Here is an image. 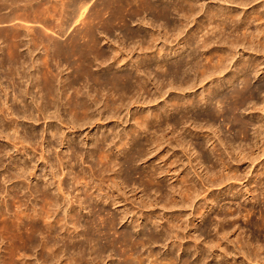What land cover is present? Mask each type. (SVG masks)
Instances as JSON below:
<instances>
[{
  "label": "bare ground",
  "instance_id": "1",
  "mask_svg": "<svg viewBox=\"0 0 264 264\" xmlns=\"http://www.w3.org/2000/svg\"><path fill=\"white\" fill-rule=\"evenodd\" d=\"M37 1L38 4L41 5V3L46 0H0L1 21H7L11 24L15 22L13 23L15 25L11 26L9 29V31H12L14 34V38H23L24 35L25 37L30 35V31L27 30L25 32L22 29L24 26H20V28L17 25L18 23L16 24V21L21 16L20 12L26 14L25 16L27 17L29 16L28 19L34 17L36 13V11L35 13L33 11L36 6L34 3ZM47 1L48 3H53L52 0ZM61 1H58V4H62L64 10V14L60 11L62 12L61 14H63L62 17L59 16L60 12H57V8L60 5L57 6L56 2L55 4L53 3L57 7L55 13H59L58 16L61 17L60 20L62 23H59V19L55 17L57 15L53 16L58 19V22H55L57 23L55 25L57 28L55 29L56 31L51 29L55 31L53 32L54 38L51 37L50 47L48 46L50 50L47 49V51H49V54L51 51L53 52L51 56L54 61L59 59L62 63L65 62L71 65L74 71L67 80H65L63 84L60 83L61 86H59L57 82L59 83L60 81L62 71H58L60 70L58 66H56L57 68H51V66L53 67L51 64L52 58L49 59L50 62L45 60V58L42 62V69H40L42 70L40 71L42 72V76H37L35 82L31 83L33 89H31V87H26V89L23 90L19 89V94L15 96L14 101L19 100L21 104H23V106L21 105L22 108H16L13 104L10 105L6 102L7 100L1 101L0 98V113L3 116V120L6 121L8 126L13 130V133L7 134L8 136L6 138L9 140L12 147L17 149V152L20 153H25L29 149L33 152L35 151V147H31L28 141L30 137L27 133L30 131L24 133V135L20 134V117L32 120L35 118V115H37L34 114L36 111L39 113L40 117L43 116V118L46 119L47 113L53 109L54 111L52 114L62 124H65V121L68 120L67 125L70 128L78 129L91 120L93 112L96 110L94 109L95 106L97 108L102 102L104 105L103 112H108L110 118H112L120 113L123 108L127 107L129 102L147 93L149 82L153 79L151 78L153 69L161 73V76L158 74L154 76L156 87L159 88V85L162 86L163 83H165L167 87H177L178 89H187L194 86L193 80H195L198 75L207 78L215 73L223 72L226 69L225 64L230 54L222 48H220V50H211V45L216 42V39L221 43L224 42L228 44L229 49L248 44L250 47H260L264 52V2L259 5L260 7L258 6L257 9L255 8L253 13L248 14L249 17L245 18V20L239 18V15L231 10L225 12L222 8H209L205 14L206 23L201 24V26L199 25L198 28L193 31L194 35L202 33L201 36L199 35V38L196 36V38H198L196 42L197 46L193 47L192 52L188 53L182 61L176 62L174 67H172L173 69H171L167 67L170 53L163 47H159L160 45H158V42L163 38L167 39V37L172 36L178 38L182 35L183 27L186 25L185 22L187 23L188 20L196 17L197 11L194 0H171L172 2L166 3H163L162 0ZM222 1V3H235L244 7L252 4V2L256 0ZM46 2L44 3L46 4ZM85 5L91 12L93 11V14L97 13L95 16L92 15V19L94 16V19H91L93 22H91L90 19V22L87 21L88 25L84 27L86 31L79 29L77 26L80 24L77 25L74 22V19L79 17V15L76 17L78 11H80V9L82 11L85 10L82 9ZM262 7L263 10L260 11L259 8ZM48 9L52 11L50 10V6ZM89 9L87 11H89ZM43 10L41 12H43ZM105 11H109V15L106 17L103 15L102 17L101 14ZM53 12L51 13L53 14ZM49 13H46V17ZM88 13L89 12H86L85 14ZM89 14L90 16H88L91 18V13ZM145 15H151V22L146 19L147 22L145 20L140 22L151 25V29L146 32H144V30L129 32L127 29L128 22L133 21L135 18L137 20L144 19ZM173 15H177L179 19L177 21L173 19L174 21H172L171 18ZM86 17L85 19L83 18L84 22L89 18ZM21 18L25 17L21 16ZM80 18L82 19V16H80L79 19ZM96 18L101 22H98ZM50 19L47 21L50 22ZM75 20L77 21V19ZM18 21L20 22V20ZM52 22L54 23V20ZM52 22L49 24H52ZM99 24L100 27H98ZM115 25H118L121 29H125L124 33H122L124 34V40L116 42L118 45L113 47L114 49L111 50L113 52L102 51V49H100L101 41L99 35H101V33H104V35L111 34ZM251 25L255 26V28L252 29ZM52 26L51 28H53ZM101 27L103 31H100ZM227 29H232V32L228 33ZM234 33L236 34L235 36H233ZM169 34L170 36H168ZM13 36H10V38H13ZM8 37L9 36H7V38ZM48 37L46 39H48ZM31 38L33 39V37ZM32 39L30 40L32 41ZM8 40L11 41V43L9 42L10 44L7 45L9 48V50L7 48L9 68H11V71H17L18 67L15 68V65H20V67L24 68L22 64L25 62L26 58H24L25 55L20 52V47L23 45L24 40L21 38H19V40ZM130 40L137 41H132L134 45L130 46L131 43L128 45ZM35 42L33 43L34 48L36 47ZM26 43L24 44L26 45ZM136 44L138 46H136ZM47 45L49 44H46V46ZM191 46L189 39L185 40L183 47H180L175 52L173 58L182 57ZM29 47L31 46L29 45ZM33 47H31V50ZM154 47H156V50L149 53L148 51ZM11 49L14 52L10 51ZM135 49H139L140 52H144V54L138 55L136 59L129 58V55ZM197 52H199V55H197ZM215 53L218 55H215ZM49 57L50 56H48V58ZM158 58L162 59L159 60ZM24 64H26V62ZM104 64H107L105 73L102 72V69H94V66ZM262 64L263 63L257 59L246 61L242 64V68L239 72L235 71V73L227 79V84L230 87H233L235 82L239 80H241L243 84L242 89L234 88L229 92V95L225 96V98L229 100L232 113L239 110L241 111L245 105L252 103L253 107L251 111L255 109L256 111L260 110L264 112V105L262 108L256 109L258 105V103L255 102L257 94L255 93L256 91H254L255 88L253 90L249 88L251 73H254L255 76L258 75L263 70L261 68ZM114 65H119L120 67L129 65L135 68V71L114 70L116 69L113 68ZM18 72H20V69H18ZM10 75L13 76L11 72ZM20 75V78H27L28 81L31 79V76H28L26 71L24 74ZM162 76L165 79H161ZM11 78L13 79V77ZM31 80L34 79L32 78ZM165 80H168V82H164ZM221 86L219 85V87ZM34 88H36L37 91H34ZM213 95L214 91L211 90L209 95L201 98L199 102L208 104L209 101L216 98L213 97ZM195 101L197 100L190 99L187 102L176 100L172 103V111L180 112V108L182 107L189 109L194 106ZM62 109L69 114L70 119L63 118ZM164 115L169 116L167 113L164 114V110L163 112L158 111L153 115L147 113L138 114L134 118L135 126H133L129 132H126L124 136L119 132H112L113 136L111 135V137H109V134L104 133L94 140L91 145L92 153L97 155L104 166L102 168V174H108L107 176H105L106 174L104 175L105 178L108 177L106 181L108 184V186L106 185L107 188L111 189L112 186L128 187L130 183L127 179L134 174L139 175V179L142 183L141 185H145L146 188L149 184L157 186L155 194L157 195L160 193L161 196H155L156 198L154 201L150 200L149 202L147 198L140 196V200L146 208H149V206L151 208L155 205H161L162 208H170L175 204H179V202H181L179 201L180 198L193 202L195 199L196 187L191 184L187 175L177 177L179 182L177 181L175 185L171 184L170 187L167 185L168 188L164 186V182L160 179V176H170L172 180L178 171L174 168L176 161L166 160V154L159 155V157L157 156L158 160L164 162L167 166L166 171L163 169L158 172V170H156L157 167L155 168V166L151 165L146 171L134 172L131 164L137 160H146V157L149 158V156H147V151H143L142 149V143L138 142V139L141 138L142 135L146 136L144 142L147 143L148 147L150 146V155H153V153L155 154L162 148L164 140L177 142L182 147L189 149L193 155H196L195 161L197 165L203 169V172L209 178H214L216 174H218L216 173L218 170H216L217 167L230 170L232 166H229L231 160L225 161L222 155H219L216 157L217 165H214L212 169L204 167L205 165L201 160L200 154L198 153L197 155V149L195 150L191 141L186 138H188V136H206L208 140H211L209 135H206L205 132L203 134L202 132L195 134L192 130H189L188 136L186 137H181L182 134L175 136L176 133L179 132H177L176 125L189 123L188 115H183L178 122L174 121L171 123L165 120V127L160 123ZM251 119L247 120V122L237 119V133L242 139L239 143L236 141L225 142V140L222 139V144L229 147L231 151H238L240 155L246 154L252 148L258 151L264 147V120H262L263 122L261 124L256 125L255 121ZM155 123H158V127L152 132L153 136L149 137L148 132H150V128L153 124L155 126ZM192 125H194L195 129L200 128L201 131H209L214 128L212 124L207 123L202 124L193 122ZM50 129L52 139L49 141V145H52L51 142L53 139H58L60 141L59 144L64 145V140L67 139H60L64 132L62 131L60 123L59 125H52ZM250 130H252V134H250ZM187 131L188 129H186V132ZM2 133L1 131L0 136H2ZM70 141L68 140L67 143H70ZM144 145L146 144L144 143ZM214 146L213 149H215V151L219 150L216 148V145ZM2 151L3 150L0 149V155ZM41 151V159L43 161L47 160L48 154L47 151L43 149V143ZM118 155H123L121 160L118 158ZM59 161L60 167L64 170L65 157H60ZM121 166H126L128 171L125 177L120 174ZM1 173L4 178H0V195L1 192L7 188V190L5 189L7 194L0 205L1 264H109L107 262L108 258L112 259L111 264H194L190 261L189 257L179 261V257L174 255V249H183V252L186 251L185 255L189 254L187 250L193 251V255H196V261L200 264H205L209 258L218 260L220 264H232L225 257L226 250L228 249L227 242L239 244L243 249L246 247L248 248L252 244H255L254 247L257 251L263 248L259 238L251 237L247 242H244L243 237L245 232L242 230L241 226L235 221L231 222L227 220V217L220 218L218 222L210 224V227L213 228L215 233V238L208 241H201L200 235H197V230H195L193 234L189 233L190 241L188 244H183L182 242V240L185 239L182 232L186 230L187 225L180 216L166 218V216L153 212L152 214L143 216V221L140 222V219L138 217L135 218V215L132 218V227L139 235L135 237V231H123L119 233L117 231V225L125 221L131 214V211L128 208H123L121 214L109 211L108 208L111 205H119L122 203L119 198L120 196L116 195L115 192H111L109 189V191H104L105 188H103L100 182L94 184L96 183V178L103 176L100 174L99 177H96L95 172H92V175H88V173L83 171L73 172L72 180L76 185L75 188L78 194H75V196L71 198V193L65 191L61 178L57 186L58 189L55 190V192H51L46 184L40 185L39 181L36 184L29 183L25 186V182L22 183L23 180H21V182L13 183L10 187H6L7 182H13L16 178V174L12 171L10 165ZM31 175L33 177L36 176L35 173H31ZM258 177V180L255 179L256 181H254L253 186L240 195L239 199H242L243 202L256 204L262 195L264 197V170L259 172ZM105 178H103L102 181H104ZM223 178L224 177H222V179ZM132 184H134V191L136 192L139 186H137V182H133ZM162 195L164 197L163 199ZM30 196L34 197L31 198ZM67 200H69L70 206L68 205V210L65 209V214H61L64 205L68 203H66ZM163 200L164 203L162 204ZM213 202L214 203L211 204L214 207L217 203L216 199H214ZM207 210H212V207L206 205L195 209V219L193 222L195 223L203 219ZM251 213V209H246L244 212L241 210L238 211V214L246 218L249 223H252L259 230L264 231V214L261 215L260 221L255 222L250 220ZM232 214L234 213L232 212ZM148 222L153 223L154 226H150L151 228L149 227L148 229H142L143 226L148 225ZM194 223L193 225H195ZM112 231L114 234L111 233ZM116 234L118 235L116 236ZM168 241H170L169 246L172 244L173 248L164 256L153 248L155 246L154 244H165L166 242V245H168ZM114 255H118L120 258L117 262L113 260ZM33 256H37V261L33 260ZM39 261L40 263H38Z\"/></svg>",
  "mask_w": 264,
  "mask_h": 264
},
{
  "label": "rangeland",
  "instance_id": "2",
  "mask_svg": "<svg viewBox=\"0 0 264 264\" xmlns=\"http://www.w3.org/2000/svg\"><path fill=\"white\" fill-rule=\"evenodd\" d=\"M58 1H61V0H58ZM58 1L52 0L54 4L56 2L57 6L60 5L58 8L53 3L52 4L50 2L48 3V1L46 2V4H49V5H46L44 2H42L41 5L38 4V1L35 2L34 4L36 6L34 7V10H33L34 13L36 11V13L34 14L35 19L34 17H30L31 19H28L29 16L27 17L25 16L26 14H24L23 12H20L21 16H24L27 20L25 18H21L20 16V18L18 17L19 19H17V21L20 20V22L16 21V24L18 23L17 25L19 27L24 26L22 27V29L25 32L27 30L30 31V35L28 32L29 36L25 37L24 35L23 38L19 37L24 40L23 45L20 47L21 49L20 48L19 49H20L21 54L25 55L23 56L24 58H26L25 59L26 64H24L25 62L22 64V66L24 65V68L20 67V65L18 66L15 65V68L18 67L17 71L12 70L13 71L12 72L11 68H9L10 67V65L8 64L9 55L7 53L9 50L7 45L11 43V41L8 39L19 40V38H14L13 36L14 34L12 33V31H9L10 27L15 25L13 24L15 22H13L12 24L10 22H7V21L5 22L3 20L2 22L0 18V98H1V101L7 100L6 102H8L10 105L13 104L16 108H22L21 105L23 106V104H21L19 100H18L19 102L14 101L15 96L19 94V91L21 89L22 90L26 89V87H29V88L31 87V89H33L31 83L35 82V79L37 76L38 77L42 76L41 74L42 72H40L42 70L40 69H42V64H43L42 62L45 58H46L45 60L49 62H50L49 59L52 58L51 64L53 65V67L51 66V68H55L56 66H58L59 67L58 69H60L58 71H62V74L60 75V81L59 83L57 82L59 86H61V84H63L65 80H67V78L74 71L71 65L66 64L65 62L62 63V61H60L59 59L54 61L53 57L51 56L53 52L51 51L49 54V51H47V49L50 50L49 49L50 43H51L50 40L54 38L53 32H55L56 31L55 29L57 28L55 27V25L57 24L55 22L56 21L58 22V19H59L60 21L59 23H62L60 19L62 15L64 14L62 4H58ZM172 1L162 0L163 3L172 2ZM194 2L196 5V11H197L196 17L194 19L188 20L187 23L185 22L186 25L183 27L182 35H180L178 38H175L173 36L167 37L168 40L163 38L158 42V45H160L159 47H163L167 52L170 53V55L168 56L169 60L167 61V67L171 69H173L172 67H174L176 62L182 61L183 58H185V56L188 53L192 52V48L197 46L196 42L198 41L199 35L201 36L202 33L194 35L193 31L196 30L199 25L201 26V24L206 23L207 20L205 19V14H206V11L209 10V8L210 9L211 8H222L225 12H228L229 10H231L232 12L237 13L239 15V18L245 20V18L249 17L248 14L253 13V11H255L254 10L255 8L257 9V7L260 4H263L264 0H256L252 2V4L248 6H244V7L239 6L235 3L234 4L233 3H222L223 2L222 0H194ZM49 6H50V10L52 11H49L48 9ZM56 8L59 10V11L57 10V12L62 11L63 14H61L62 12H60V15L59 13L56 14L55 13ZM87 8L88 7H86L85 5V7L82 8L85 10L82 11L80 9L81 12L78 11V14L76 15V17H78V15L79 17L82 16V19L80 18L81 20L79 19V17L75 18L77 19V21L74 19V22L77 25L80 24L76 26L79 29H83L85 31H86V28L84 29V27H86L85 25H88L87 21L90 22V20L92 19V15L94 16L97 15V13L93 14L92 13L93 11L91 12L89 8H88L89 11H87L88 10ZM259 9L260 11H262L263 7ZM42 10L43 12H41ZM49 12L50 13L53 12L54 15L52 13L50 14ZM86 12L91 13V18L89 17L90 16L89 13L85 14ZM46 13H49L47 14V17L51 16L50 17L51 19L46 17ZM58 15L61 17H59ZM101 15L102 17L103 15H105L106 17L109 15V11H105ZM53 16L57 17L58 19H56ZM94 16H93V19H94ZM85 17L86 18L89 17V18L84 22L83 20L85 19ZM49 19H50V22L47 21ZM52 19L54 20V23L52 22L53 21ZM145 19L151 22V15H145L144 19L142 18L140 20H137L135 18L134 19L135 21L133 20L131 22H128V28H127L128 31L137 32L138 30H142V31L144 30V32H146L150 30L151 25L149 24L147 25L143 22H140ZM173 19L177 21L179 17H177V15H173L171 20L174 21ZM92 20L91 22H93ZM51 22L52 24H49ZM98 22H101V21L98 19ZM51 26L53 28H51ZM101 26H102V23H101ZM98 27H100V24ZM251 28L254 29L255 26L251 25ZM41 29L43 30L45 29V30L43 31ZM51 29L55 31H52ZM124 30L125 29H121L120 27H118V25H115V28L114 30L112 29L111 34L104 35V33H101V35H99V38L101 41L100 49H102V51L105 50L106 52H110L111 50H113L114 49L113 47H115V45H118V43L116 42L124 40V37H123L124 34H122L124 33ZM231 30L232 29H227V32L231 33L232 32ZM49 31L50 32L52 31L51 34ZM100 31H103L102 27L100 28ZM48 32H49V35H48ZM170 34L168 36H170ZM235 35L236 34L234 33L233 36ZM7 36L9 37L7 38ZM10 36H13V38L12 37L10 38ZM196 36L198 38H196ZM31 37H33V39ZM47 37L48 39H46ZM30 39H32V41ZM187 39H189L192 45L191 48H188V51L184 53L182 57L173 58L175 52L180 47H183L184 41ZM46 40H48L49 42ZM137 40H130L128 42V45H130L129 43H131L130 46H133L134 45L133 43L136 42ZM33 41L34 42L36 41L35 48L33 47L34 46ZM216 42L211 45L212 51L220 50V48H222L223 50L229 52L230 54L229 59L226 61V64H225L226 69L221 73H215L213 75L208 76L207 78H203L202 76L198 75L195 78V80H193L194 86H191V88H187V89H178L177 87L171 88V87L165 86V83H163L162 86L159 85V88H158L155 85L156 81L154 80V76H156L157 74L161 76V73L156 72L153 69L152 70L153 75L151 77L153 79H151L149 82L148 92L142 94L141 96H139V98L137 97L134 101L129 102L127 100L129 102L127 107L123 108V110H121L120 113L116 114L112 118H110V115L108 114V112H103L104 111L103 102L99 104L97 108L95 106L94 109H96L97 111L95 110V112H93V116L91 120L88 121L86 124L82 125V127H80L81 129L80 128L78 129L70 128L67 125L68 120L65 121L66 125L64 123L63 125L52 114V112L54 111L53 109L47 113L46 119L43 118V116L40 117L39 113H37L36 111L34 112V114H37V115H35V118L32 120L20 117V121H21L19 122L20 123L19 125L20 134L24 135V133L30 131L27 133L28 136L30 137L28 141L31 147L33 146L35 147L34 152L31 149H29L25 153L24 152L20 153V152H17V149L12 147L11 143L6 137L8 136L7 134L9 133L12 134L13 130L11 129V127L8 126V123L3 120V116L0 113V132L1 131L3 132L2 136H0V149L3 150L0 155L1 165H2V166L0 165V178L2 179L4 178L1 175L2 174L1 172L8 165H10V167H12V171L16 174L15 176L17 179L15 178L13 182H7V184L5 183L6 187H10L13 183L21 182V180H23L22 183L25 182L24 183L25 186H27V184L29 183L36 184L39 181L40 185L46 184L51 190V192L52 191L55 192V190L58 189L57 186L59 184V181L62 179L63 187L65 188V191L71 193L70 194V198H71L72 196H75V194H78V191H76V188H75L76 185L74 184V181L72 180L73 172L83 171L85 173H88V175H92V172L93 173L95 172L96 177L97 176L99 177L100 174L103 176H100L102 177V178L99 177L100 179L96 178L95 179L96 183L94 184H98L100 182L103 188H105L104 191L110 190L111 192H115L116 195L120 196L119 198L122 203L119 205H111L108 208L109 211L115 212L117 214H121L123 208H128L131 211V214L127 217V219L117 225V231L119 233L123 231H131V232L135 231L133 230V227H132V218L135 215H136L135 218L138 217L140 219V222L143 221V216H147L148 214H152L153 212L156 214L157 213L161 214L162 216H166V218L171 217V216H174V217L180 216L183 218L182 219L183 222H185V224L187 225L186 230L182 232V235L185 237V239H183L182 242L183 244H188V242L190 241L189 233L193 234L195 230H197L196 234L200 235L201 241H205V240L208 241V240L215 238L214 236L215 233L213 231V228L210 227V224L218 222L220 218L227 217V220L231 222L235 221L236 223L239 224V226H241L242 230L245 232V235L243 234L244 242H247V240L251 239V237L257 238V239L259 238V240H261L260 242H262L260 244L262 245L263 248L257 251L256 248L254 247L255 244H252L248 248L246 247L243 249L241 248L239 244L227 242L228 249L226 250V253H225L226 259H228L232 264H264V231L259 230L252 223H249L246 218H243L241 215L238 214L239 210L244 212L246 209H251L252 213L250 215L251 217L250 220L255 221V222L260 221L259 219L261 218V215L264 214L263 195L260 197V200L256 204H252L250 202H243L242 199H239L240 195L244 193L245 190H247L248 188H251L253 186L254 181L258 180L259 172L264 170V147H262L258 151L252 148L246 154L240 155L238 151H231L229 147H227L226 145H223L221 142L222 139L225 140V142L236 141L238 143L242 140L241 136L237 133V124H238L237 119H239L240 121L247 122V120H250L252 118L251 120H254L256 125L261 124L263 122L262 120H264L263 119L264 112H261L260 110L256 111L255 109L251 111L253 107L252 106L253 103L245 105L241 111L239 110V111H235L234 113H232V111L230 110V106H229V100L225 98L226 95H229V92L232 89L234 88L242 89L243 87L241 80L236 81L233 87L232 86L230 87L227 84V79L230 78L235 73V71L239 72L244 62L257 59L261 61V63H263L261 66L263 70L256 76L254 73H251L249 88L252 90L255 88L254 91H256L255 93L257 94L256 95L257 98L255 102L258 103V105L256 106V109L262 108V106L264 105V52L260 47H250L248 44L243 45V46L240 45L233 49H229L228 44H225L224 42L221 43L219 42L218 39H216ZM24 43L28 45L26 46ZM46 44H49V45L46 46ZM29 45L33 47L34 49L32 48L31 50V47H29ZM37 46H38V49H37ZM43 46L45 47V49ZM136 46L138 45L136 44ZM154 50H156V47H154L148 52L150 53L151 51H154ZM10 51H12V49ZM143 54L144 52H140L139 49L137 50L135 49L133 52H131V54L129 55V58L136 59L138 55H143ZM197 55H199V52H197ZM215 55H218V54L215 53ZM48 56L50 57L48 58ZM158 59L161 60L162 58H158ZM53 61L56 62L57 64L54 63ZM106 67H107V64L106 65L105 64L96 65L94 66V69L95 70L98 68L102 69V72L105 73ZM113 68H116L114 70L118 69L119 71H131V70L133 72L135 71V68H132L129 65L123 66V67H120L119 65H114ZM18 69H20V72H18ZM25 71H26V74L28 76H31V79L33 78L34 80L30 79V81H28L27 78H22V77L20 78L21 76L20 74H24ZM10 72L11 74H13V76L10 75ZM14 75H15V78H14ZM10 76L13 77V79ZM161 79H165V78L162 76ZM164 82L167 83L168 80H165ZM219 85L220 86L222 85V86L219 87ZM211 90L214 91L213 97H216V98L212 101H209L208 104L199 102L201 98H204L207 95H209ZM34 91H37V89L34 88ZM190 99L197 100L195 101L194 106L190 107L189 109H185L184 107H182L180 108V112L179 111L175 112L174 110L172 111V103L174 101L179 100V101L187 102ZM163 110H164V114L165 113L169 114V116L164 115L162 120H160V123H162L164 127H165L164 123H166L167 120L170 121L171 123L174 121L178 122V120L182 118L183 115L185 114L188 115L189 123L187 124L181 123V124L176 125L177 132L178 131L179 132L176 133L175 136H177L178 134H182L181 137H186L188 136L189 130H192V132H194L195 134H199L201 132L203 134L205 132L206 135H209L211 140H208L206 136H196V137L188 136V138H186L187 140L191 141L195 150L197 149L196 150L197 155L198 153L200 154L201 160L203 161V164L205 165L204 167H208L212 169L214 165H217L216 157L219 155H222L225 161L231 160V163L232 162L233 163L232 164L230 163L229 165V166L232 165L230 170L228 169L226 170L223 168L221 169V167H217L216 170L217 169L218 170L216 173L218 174H216L215 177L213 176L214 178L212 177L209 178L205 175V173L203 172V169H201L197 165L195 161L196 155H193V153H191L189 149L182 147L177 142L164 140V144L162 148L155 154L153 153V155H150V152H151L150 146L148 147L147 143L144 142L145 141L144 138L146 136L142 135V137L138 139V142L142 143L141 145L142 149L143 151H147V154H148L147 156H149V158L146 157V160L145 159L137 160L136 162L131 164L133 168L132 170L134 172L146 171L151 165L155 166V168L157 167L156 170H158V172H160L163 169H165L166 171L167 166L165 165V163L158 160L159 155L166 154L167 155V157L165 158L166 160L176 161L174 168L177 169L178 171H177L176 176H174L172 180L170 176L168 177H165L162 175H161L162 177L160 176V179L164 182V186L168 188V186L170 187L171 184L175 185L177 184V181H178L177 177L179 176L182 177V176L187 175L191 184L195 185L196 187V192H195L196 194L194 196L195 199L193 198L194 199L193 202L186 201L185 199L180 198L179 201L181 202H179V204H175L173 207H170V208H162L161 205H157V206L155 205L154 207H151V208L149 206V208L148 207L146 208L143 205L140 198L143 196L144 198H147V201L149 202L150 200L154 201L156 198L155 196H159V195L161 196L160 193L157 195L155 194L157 186H154V184L152 185L149 184V186L146 188L145 185H141L142 183L139 179V175L134 174L128 177V179L126 178L128 182L130 183L128 187L123 188V186L121 187L112 186L111 189L107 188L108 184L106 181L108 177L105 178V176H107L108 174L106 173H105L106 175L102 174V168L104 166L98 159L97 155L95 153H92L91 145H92V142H94V140L102 136V134L104 133L109 134V137H111L112 132L113 133L119 132L122 134V136H124L126 132H129L131 128L135 126L134 118L138 114L147 113V114L153 115L158 111L163 112ZM62 115H63V118L70 119L69 114L63 109H62ZM193 122L202 123V124H206V123L212 124L214 128L209 131L207 130L201 131L200 128L195 129L194 125H192ZM59 123L62 127V131H64L60 139L66 138L67 140H64V143H65L64 145H60L59 144L60 141L58 139L57 140L53 139L51 142L52 145H49V141L52 139L50 135V130H51L50 127L56 124L59 125ZM157 125L158 123H155V126L153 124L154 127L152 126L151 127L152 129L150 128V132H148L149 137L153 136L152 132L154 131V129L158 127ZM186 129H188L187 132H186ZM250 131H251L250 134H252V130ZM68 140L69 141L71 140L72 142L70 141V143H67ZM143 142L146 145H144ZM42 143H43V149L47 151V154H48L47 155L48 159L45 161L41 159ZM214 145H216V148H218L219 150L215 151V149H213L215 147ZM63 156L65 157L64 170H62V167H60L59 165L60 163L59 159L60 157H63ZM122 157L123 155L121 156L118 155V158L120 160L122 159ZM120 169H121L120 174L123 177H125L128 174L126 166H121ZM31 173H35L36 176L33 177ZM221 176L224 178L222 179ZM103 178L106 179V180L104 179L105 182L102 181ZM133 182H137V186H139V189L136 190V192L134 191V184H132ZM5 189L7 190V188ZM5 189L3 190V192H1V195H0V205H1V202L3 201V198H5L7 194ZM30 197L33 198L34 196L33 197L30 196ZM163 198L164 197L162 195V199ZM214 199H216L217 203L213 207L211 203H214L213 202ZM66 203L67 204L64 205L61 214H65L66 210H68L69 208L68 207L69 200H67ZM163 203H164V200L162 201V204ZM206 205H210L212 207V210H207V213L204 215L203 219H200L194 223L193 221L195 219L194 217L195 209L199 208L200 206H206ZM232 212L234 214H232ZM193 223L197 227L193 225ZM150 226L152 227L154 225L153 223L148 222V225L143 226L142 229H148ZM113 231L111 233H113ZM134 233H135V237L139 235V233L138 232L136 233V231ZM117 235L118 234H116V236ZM247 237H250V238H247ZM169 244H170V241H168V245H166V242H165V244L164 243L154 244L155 246L153 245L154 247L153 246L151 247L155 248L158 252L161 253L162 256H164L167 253H169V251H171L173 248L172 244L170 246ZM174 252H175L174 255L176 257H179V261L181 259L189 257L190 261L193 262L194 264H200L198 261H196V255H193V251L191 250H187V252L189 253L188 255L187 254L185 255L186 251L183 252V249L181 250L174 249ZM37 259H38L37 256H33L34 261L35 260L37 261ZM119 259L120 258L118 255H114L113 260L115 262H117ZM111 260H112L111 258H108L107 262L111 264L112 263ZM38 263H40V261ZM0 264H1V260H0ZM205 264H220V262L213 258H209V260Z\"/></svg>",
  "mask_w": 264,
  "mask_h": 264
}]
</instances>
